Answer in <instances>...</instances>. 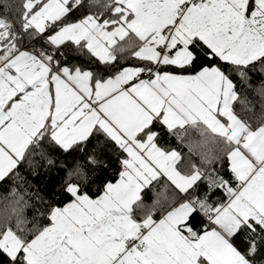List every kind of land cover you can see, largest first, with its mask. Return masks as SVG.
<instances>
[{
    "label": "snow or ice",
    "instance_id": "obj_1",
    "mask_svg": "<svg viewBox=\"0 0 264 264\" xmlns=\"http://www.w3.org/2000/svg\"><path fill=\"white\" fill-rule=\"evenodd\" d=\"M0 192V264H264V0H0Z\"/></svg>",
    "mask_w": 264,
    "mask_h": 264
},
{
    "label": "trees",
    "instance_id": "obj_2",
    "mask_svg": "<svg viewBox=\"0 0 264 264\" xmlns=\"http://www.w3.org/2000/svg\"><path fill=\"white\" fill-rule=\"evenodd\" d=\"M184 151H187V149L186 148H184L183 149ZM3 195V193L2 192H0V196H2Z\"/></svg>",
    "mask_w": 264,
    "mask_h": 264
}]
</instances>
